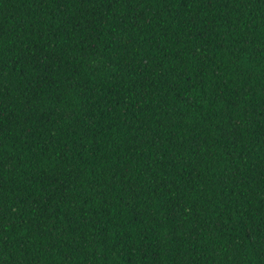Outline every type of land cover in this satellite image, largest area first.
<instances>
[{"label": "trees", "instance_id": "obj_1", "mask_svg": "<svg viewBox=\"0 0 264 264\" xmlns=\"http://www.w3.org/2000/svg\"><path fill=\"white\" fill-rule=\"evenodd\" d=\"M0 264H264V0H0Z\"/></svg>", "mask_w": 264, "mask_h": 264}]
</instances>
